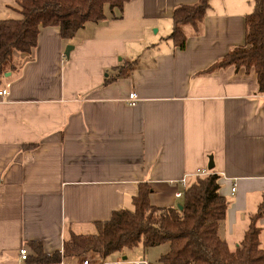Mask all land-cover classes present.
<instances>
[{
  "label": "crops",
  "instance_id": "0c3cea01",
  "mask_svg": "<svg viewBox=\"0 0 264 264\" xmlns=\"http://www.w3.org/2000/svg\"><path fill=\"white\" fill-rule=\"evenodd\" d=\"M18 1L0 0V19L17 18ZM197 1L131 0L117 17L108 6L72 38L41 27L32 54L15 55L0 84V264H36L19 253L34 256L33 241L53 253L73 233L97 234L98 222L133 209L142 184L163 209L213 172L229 202L221 235L233 250L244 241L264 202V90L253 69L203 71L245 42L253 0H210L180 49L169 37L175 9ZM256 223L264 248V215ZM164 245L88 258L158 264Z\"/></svg>",
  "mask_w": 264,
  "mask_h": 264
},
{
  "label": "trees",
  "instance_id": "16d2710c",
  "mask_svg": "<svg viewBox=\"0 0 264 264\" xmlns=\"http://www.w3.org/2000/svg\"><path fill=\"white\" fill-rule=\"evenodd\" d=\"M131 0H19L17 18L0 19V84L6 73L17 70L16 54H32L38 45L41 27L58 26L65 38H72L79 26L98 23L106 18V7L113 15L121 12ZM253 10L246 15L245 42L234 46L213 63L204 73L234 66L237 70L253 69L259 90H264V0H253ZM210 6V0L176 7L173 32L170 38L184 49L190 33L198 34ZM35 145V144H32ZM26 147V146H25ZM152 188L142 184L133 199V209L114 211L109 220L97 223L98 233H73L62 250L46 253L40 241L30 246L35 252L27 261L36 264H57L65 258L96 254L107 259L116 252L134 249L139 245L151 248L168 243L158 264H264L261 247L262 229L257 219L264 215V202L252 216L244 241L231 249L221 235L229 202L220 193V176L210 173L195 176L185 188L180 209L178 206L159 209L150 200Z\"/></svg>",
  "mask_w": 264,
  "mask_h": 264
},
{
  "label": "built area",
  "instance_id": "2783aa9c",
  "mask_svg": "<svg viewBox=\"0 0 264 264\" xmlns=\"http://www.w3.org/2000/svg\"><path fill=\"white\" fill-rule=\"evenodd\" d=\"M0 94H8V91L6 89L2 90V92H0ZM138 101V96L135 92H132L129 94V97H128V103L130 105H135ZM182 182H185V179L182 180ZM236 190V187H233L232 188V191H235ZM183 195V192H177L176 193V196L177 198H181ZM19 253H20V256H21V259L26 262L28 257H29V250L26 246H22L19 250ZM103 260H101L102 262ZM82 264H99L98 262H95V261H92L90 260L89 258H84L83 261H82ZM135 264H148V262L145 260L143 262H135Z\"/></svg>",
  "mask_w": 264,
  "mask_h": 264
},
{
  "label": "water",
  "instance_id": "95a60500",
  "mask_svg": "<svg viewBox=\"0 0 264 264\" xmlns=\"http://www.w3.org/2000/svg\"><path fill=\"white\" fill-rule=\"evenodd\" d=\"M71 49H73V46H72V45H69L68 48L66 49L65 54H66V55H69ZM9 74H10V72H7V73H6V76H8ZM213 167H214L213 160H211V162H210V164H209V168L212 169ZM177 206H178L180 209L183 208V206H182L181 203H178Z\"/></svg>",
  "mask_w": 264,
  "mask_h": 264
},
{
  "label": "rangeland",
  "instance_id": "374dc122",
  "mask_svg": "<svg viewBox=\"0 0 264 264\" xmlns=\"http://www.w3.org/2000/svg\"><path fill=\"white\" fill-rule=\"evenodd\" d=\"M165 247H163V248H166V251H168V249H169V245H168V243H166V245H164ZM159 249H157V251H158ZM152 251H154V249H152ZM166 251L164 252V253H166ZM96 256V254H87V255H85V256H82V258L84 259V258H91V256ZM153 262H154V260H152Z\"/></svg>",
  "mask_w": 264,
  "mask_h": 264
}]
</instances>
